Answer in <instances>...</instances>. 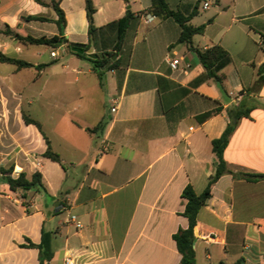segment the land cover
<instances>
[{
  "label": "crops",
  "instance_id": "0c3cea01",
  "mask_svg": "<svg viewBox=\"0 0 264 264\" xmlns=\"http://www.w3.org/2000/svg\"><path fill=\"white\" fill-rule=\"evenodd\" d=\"M93 1L92 39L86 0H61L60 6L69 43H90L82 48L86 54L111 53L119 63L103 69L104 85L90 61L67 51L59 67L53 65L59 57L27 60L34 54L20 44H30L9 31L58 36L57 14L35 0H0V52L46 65L39 70L10 64L14 68L6 72L1 67L8 63L0 62V264H40L44 232L53 235L49 264H179L173 236L189 224L182 192L189 184L198 194L206 189L218 165L212 142L226 130L228 110L239 105L252 111L224 152L239 177L222 176L199 213L197 264H264V179H245L264 174V0H167L185 15L196 12L193 26L206 25L194 36L195 47L220 45L230 53L222 88L208 79L193 85L205 69L180 42L177 22L156 16L145 22L151 0ZM129 9L137 18L117 50V21ZM175 59L177 69L170 64ZM31 69L35 73L26 79ZM36 105L47 107V128L34 113ZM211 111L199 122V115ZM24 114L42 124L62 164L43 156V133L26 124ZM101 122L102 131H89ZM11 166L13 177L41 173L45 190L26 196L11 190L1 173ZM72 215L82 228L70 221Z\"/></svg>",
  "mask_w": 264,
  "mask_h": 264
},
{
  "label": "trees",
  "instance_id": "16d2710c",
  "mask_svg": "<svg viewBox=\"0 0 264 264\" xmlns=\"http://www.w3.org/2000/svg\"><path fill=\"white\" fill-rule=\"evenodd\" d=\"M37 3L51 8L57 14L58 19L56 20V24L59 28V35L48 38H35L31 35H24L19 32L9 33L17 40L21 41L24 44L30 45H46L51 48H58L62 45H66V51L70 54L82 57L90 61L95 71L98 73L101 84L104 85V75L105 71L103 69L115 70L119 67V63L112 62L110 59L111 53H106L102 56H98L97 59H91L86 53L78 54L73 51L75 47H81L87 49L90 47V43L87 45H80L75 43H69L66 37L64 36L65 29L67 26V20L64 10L61 8L60 3L61 0H35ZM128 3V0H125ZM151 7L145 14H153L156 17H160L163 19H171L177 22L181 29V37L180 42L185 43L189 46V49L195 52L199 58L200 63L203 65L205 69V76L199 77L193 82V85H198L204 80H212L216 84H218L222 88V84L224 82L225 76L222 74L224 68H226L231 62L232 57L230 53L225 50L222 46L216 45L208 49H201L195 47L193 44V39L195 35L203 34L206 29V25L193 26L190 24V20L195 16V13L191 15H185L183 12L179 10H173L169 6L167 0H151ZM198 10V7L195 8ZM86 11H87V19L89 24V35L92 39L95 32L97 31V27L95 26V14L97 12V8L94 4L93 0H86ZM137 18L135 14L129 9L126 12V15L117 21L119 27L118 34V44L117 50H120L124 44L126 32L130 27L132 21ZM29 20L43 21L47 20L45 17L41 16H28ZM0 62L8 63L16 65L18 68H31L36 67L41 70L45 67V64L33 65L25 60L16 59L12 57H8L0 52ZM264 70V65L261 67L260 71ZM220 111V110H217ZM252 109L244 106H235L228 110V116L230 118V122L222 134V136L218 139L213 140L212 146L213 151L217 157L218 165L216 167L215 173L210 177L208 185L206 189L201 193H196L195 189L192 185H187L183 192L182 197L186 200L185 210L183 215L187 217L189 224L187 228H180L173 236L177 249L182 256L181 262L179 264H197V257L195 251V241L197 239L196 228L198 224V216L202 208L206 205L207 201L212 197L213 188L217 184V182L221 179L222 176L226 174H231L234 177H239L238 174H235L231 170H229L227 166V162L224 159V152L227 146L229 145L231 136L235 132L239 122L244 117H249ZM214 112H207L201 114L197 117L199 122L203 123L212 117ZM24 121L26 124L35 125L42 133V124L30 117L26 114L23 115ZM104 129V123H99L94 129L89 130L90 132H99ZM44 139L47 144V150L43 154V156L52 161L58 162L62 164L61 158L59 154H57L51 145L48 137L43 133ZM14 172V166H11L9 169L1 168V173L4 176L5 181L10 186L13 191H20L23 193V196H26V192L33 189H43L45 190L43 184L42 174L37 172L35 173L31 179H29L26 173L22 172L18 177H13L12 173ZM246 180L250 182H258L259 180L264 179V174L258 175H248L245 177ZM52 233L44 232L42 237V242L39 245L40 249V264H49V262L54 258L55 252L52 243ZM236 264H243V261L240 260Z\"/></svg>",
  "mask_w": 264,
  "mask_h": 264
},
{
  "label": "rangeland",
  "instance_id": "374dc122",
  "mask_svg": "<svg viewBox=\"0 0 264 264\" xmlns=\"http://www.w3.org/2000/svg\"><path fill=\"white\" fill-rule=\"evenodd\" d=\"M201 14L203 15L204 12L201 11ZM199 21V20H198ZM198 21H195L197 24ZM20 46L24 49V53H31L34 54L33 56L27 58V60H29L32 63H47L50 62V60H52L51 57V50H55L56 48H50L47 46H41V45H27L24 46L22 44H20ZM23 53V54H24ZM11 54L15 55L16 54L11 51ZM67 57H66V53H64L63 51H59V61L53 65L56 66H62L65 61H66ZM14 68L13 65L10 64H2L1 69H3L6 72L11 71ZM35 73V70H26L23 74V76L27 79L30 76H32V74ZM34 113L41 119V121L45 124L46 128L48 126V112H47V107H42L39 105L34 106Z\"/></svg>",
  "mask_w": 264,
  "mask_h": 264
},
{
  "label": "built area",
  "instance_id": "2783aa9c",
  "mask_svg": "<svg viewBox=\"0 0 264 264\" xmlns=\"http://www.w3.org/2000/svg\"><path fill=\"white\" fill-rule=\"evenodd\" d=\"M208 7H209V4L205 3L204 4V8L207 9ZM143 19L145 20V22L151 23V22L154 21L155 16L153 14H145V15H143ZM59 51H63L64 53H66L65 47L64 46H60V47L56 48L55 50H52V52H51L52 58H58L59 57ZM170 64H171L172 68L177 69V67L179 65V60L175 59V60L171 61ZM112 111L114 112V111H116V109L113 108ZM70 221L72 223H74L75 226L77 228H79V229L83 227L82 223L80 222V220L78 219V217L76 215H72L71 218H70ZM67 262L70 263L71 260L67 259Z\"/></svg>",
  "mask_w": 264,
  "mask_h": 264
},
{
  "label": "water",
  "instance_id": "95a60500",
  "mask_svg": "<svg viewBox=\"0 0 264 264\" xmlns=\"http://www.w3.org/2000/svg\"><path fill=\"white\" fill-rule=\"evenodd\" d=\"M73 51L78 53V54H84L85 53V50L82 49V48H78V47H75L73 48ZM88 56L91 58V59H97L98 58V55H96L95 53L91 52V51H86Z\"/></svg>",
  "mask_w": 264,
  "mask_h": 264
}]
</instances>
